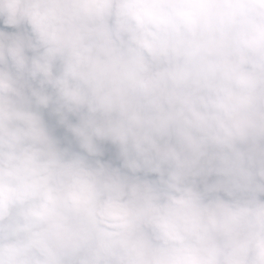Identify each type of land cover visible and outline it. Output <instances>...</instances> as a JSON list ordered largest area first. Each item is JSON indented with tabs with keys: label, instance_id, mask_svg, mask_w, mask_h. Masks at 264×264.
I'll return each instance as SVG.
<instances>
[{
	"label": "clouds",
	"instance_id": "obj_1",
	"mask_svg": "<svg viewBox=\"0 0 264 264\" xmlns=\"http://www.w3.org/2000/svg\"><path fill=\"white\" fill-rule=\"evenodd\" d=\"M0 264H264V0H0Z\"/></svg>",
	"mask_w": 264,
	"mask_h": 264
}]
</instances>
